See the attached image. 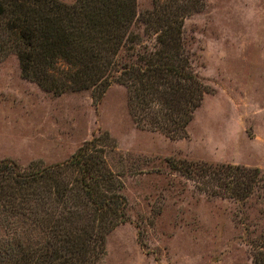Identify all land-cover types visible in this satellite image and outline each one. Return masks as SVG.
<instances>
[{
  "label": "rangeland",
  "instance_id": "obj_1",
  "mask_svg": "<svg viewBox=\"0 0 264 264\" xmlns=\"http://www.w3.org/2000/svg\"><path fill=\"white\" fill-rule=\"evenodd\" d=\"M136 1L137 13L151 7ZM132 31L143 37L141 25ZM184 36L210 92L182 138L139 126L119 84L99 99L53 94L23 78L14 55L0 62V160L47 166L94 139L118 175L129 219L95 264H264V0H205ZM173 159L257 168L262 178L245 200L213 196Z\"/></svg>",
  "mask_w": 264,
  "mask_h": 264
},
{
  "label": "trees",
  "instance_id": "obj_2",
  "mask_svg": "<svg viewBox=\"0 0 264 264\" xmlns=\"http://www.w3.org/2000/svg\"><path fill=\"white\" fill-rule=\"evenodd\" d=\"M204 5L151 0L137 13L136 0H0V62L14 55L22 77L53 94L91 90L99 99L119 84L139 126L182 138L210 92L184 36L185 19ZM96 144L27 170L0 160V264L101 258L106 236L129 219V203ZM167 161L218 197L245 200L262 178L257 168Z\"/></svg>",
  "mask_w": 264,
  "mask_h": 264
}]
</instances>
